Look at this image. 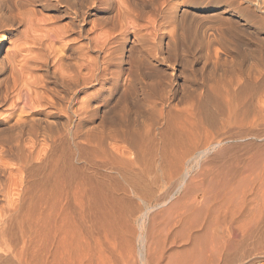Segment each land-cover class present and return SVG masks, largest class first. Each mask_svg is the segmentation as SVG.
Segmentation results:
<instances>
[{
    "label": "bare ground",
    "instance_id": "1",
    "mask_svg": "<svg viewBox=\"0 0 264 264\" xmlns=\"http://www.w3.org/2000/svg\"><path fill=\"white\" fill-rule=\"evenodd\" d=\"M26 1L0 0V23ZM179 2L65 0L80 6L48 36L53 69L0 59V264H232L264 247V68L242 78L253 54L232 55L227 100L203 72L223 37L227 52L264 36V0H224L235 24L194 38L169 29Z\"/></svg>",
    "mask_w": 264,
    "mask_h": 264
},
{
    "label": "rangeland",
    "instance_id": "2",
    "mask_svg": "<svg viewBox=\"0 0 264 264\" xmlns=\"http://www.w3.org/2000/svg\"><path fill=\"white\" fill-rule=\"evenodd\" d=\"M39 1L40 0H36V2H35V0H30V1L27 0L26 2H24L26 6H24V8H21L20 12H19V10H17L19 13H21L20 14L21 17L18 16L21 19L16 17L15 18L16 20L14 19V21L9 23L8 25L7 24L2 25L0 23V27H1L0 28V37L3 36L2 37L3 38L2 46L0 48V59L1 60L5 61L7 58L12 57L13 54H14V56L15 55L17 56V59H20L21 55L23 57H25L24 55H26L27 58L29 57L30 59H32L30 61V59L28 58V61L31 62L30 64H32L33 61H34V63L38 64V63H40L39 60L40 61H41V59L44 60L46 57L47 61L51 62V63H49L50 69H53V66H54V64H52L53 58H52V56H50L51 55V53H50L51 46H49V45H51V41L48 39L49 38L48 36H52V37L53 36H64L63 35V32L65 30L64 26L67 25L69 23V21L72 20V17L74 16V12H72V11H74L75 8H79L80 5H79V3H75V4L73 3L74 6L72 4V5H69L70 7H68V6H66L65 0H64V2H60L59 4H57L55 6H48V7L42 8L41 2H43V1H41V2H39ZM26 3H30V4H26ZM32 3H34V4H32ZM179 3L180 4H179L177 9H183L184 8L185 9V15L183 18L184 23L182 22L183 23L182 28H181L180 24H175L173 27L169 28V29H171V31L173 32V34L175 36H191L192 38H194L195 36H200L203 31H206L207 33H209L210 31L217 30V29H218V31L219 30L221 31L220 33H222V34L224 33V27L227 26V24L226 25L224 24L227 22V21L224 22V17L225 16L229 17V15H228L229 11L224 12V0H186V1L180 0ZM76 4L78 6H76ZM72 6L75 8H73ZM68 8H70V9H68ZM14 10L16 12V9H14ZM102 15H103V9L100 8V12H98V16L103 17ZM17 18L19 19V21ZM233 20H235V19H233ZM228 21L231 22L232 24H235L231 20H228ZM229 22H227V23H229ZM108 27L109 26H107V25H103V26L99 27V29L97 30L98 36H103V32L105 30H107ZM73 35H75V34H72L71 36H73ZM65 36H67V35H65ZM160 36H164V37L168 36L169 37L170 35H167L165 31L164 32L160 31ZM223 36H224V34H223ZM262 37L264 38V36H253V35H251V36L250 35H248V36L247 35H244V36L243 35H235V37L233 36L232 38H231V36H227L226 39L228 40V42H232V41L236 42V44L235 43L234 44L238 48V49H232V50L229 49L228 50L229 52L228 51L224 52V51H226L224 49V37L219 43H214V46H213L214 51L215 50L218 51L217 54H219V57L218 56L217 57L220 58V60L218 58H214V59L215 60L218 59V62L220 63V61H221V63H220V65L216 64V65H218V67L216 65H211V66H214L213 67L214 70L212 68H207L208 70L205 69L203 72L205 75L208 74L207 79H209L211 77L210 79L212 82L210 80H208V82L211 85L214 81L213 85L218 86L220 91L222 90V93L224 94V100H227L229 98L226 95L228 81H229V78L231 76V73H229V71H230V69L232 71L233 68L236 66L235 64L230 63L231 61L229 59H230V57L231 58L233 57L232 55L235 56L236 54H238V58L240 56V58H245V59H248L249 55L251 56V53L253 54V56H254V54L256 55V58H254L253 56H251L252 58H249V60L251 62H249L248 64H247V62H245V59H244V62L246 64L244 63V65L240 66L239 67L240 70L238 69L237 66L235 67L236 69L234 68L233 71H236L238 69L236 74L239 76L242 73L246 76V72L248 71L249 66H251L250 69L254 68L255 71L258 68H261V69L264 68V64H263V62H264V60H263L264 59V55H263L264 51L262 50V52H260V49L258 46L259 40ZM229 38H231L232 40H230ZM82 40H83V38H82ZM56 41H54V42H56ZM237 41H238V44H237ZM239 41H240V44H242V45H239ZM221 42H222V44H221ZM233 42L231 44H233ZM56 44L60 45V44H58V42ZM47 45L49 47H47ZM128 46H129V44H128ZM191 47H190L191 49H189V50H190V52H193L194 46H191ZM243 47H244V51H246V52L242 51ZM254 47H256V48H254ZM19 49H21V50L19 51ZM48 49L50 51H48ZM22 51H24L25 54L22 53ZM253 51H255V52H253ZM241 52H242V54H241ZM259 54L261 56H259ZM18 55H20V56L18 57ZM48 56H50L51 58L50 57L48 58ZM35 59L37 62L35 61ZM37 59H39V60H37ZM249 60H246V61H249ZM262 60H263V62H262ZM224 61H226V62H224ZM260 61L262 62L263 67L260 64L261 63ZM34 63L31 65L32 67L35 66ZM249 64H251V65H249ZM5 68H7L6 70L8 73L9 70H8L7 64H6ZM198 68H199V65H195L193 69L198 70ZM210 69H212V70H210ZM254 69H253V71H254ZM215 70H216V72H212ZM42 71H39V73H41ZM198 71H194L195 79L193 80V82L194 81L195 82L194 83L192 82L193 84L190 83L191 88H195V87L200 85L199 84V81H200L199 76H201V72H200L201 70L199 71L200 73ZM205 71H206V73H205ZM243 74L240 77L243 78V76H244ZM2 77H3V75L0 73V79ZM196 77H197V79H196ZM4 83H5V80L1 79L0 80L1 86H4L5 85ZM181 92L182 91L179 90L180 94H181ZM2 103L3 104L0 103V111L3 112L5 110H7L8 108H10L9 105L11 103V100L7 99L6 104H5V101H3ZM0 115H3V113L1 114V112H0ZM228 115H230L231 120L235 119L233 117V114H231V113L229 114L227 111L226 112L224 111V119L228 118ZM231 125L232 124H230V126ZM227 129H229V128L227 126H225L224 130H227ZM241 142L242 141H236V140L227 141V142H224L222 147L240 144ZM241 252H243V251L240 250L239 253H241ZM232 264H264V247H262L261 249H259L257 251H254V254H252L248 258H244V260L239 259V258L234 260L232 262Z\"/></svg>",
    "mask_w": 264,
    "mask_h": 264
}]
</instances>
